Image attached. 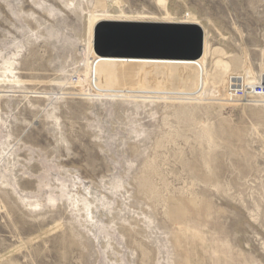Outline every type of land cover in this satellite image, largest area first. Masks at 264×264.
<instances>
[{"label":"rangeland","instance_id":"rangeland-1","mask_svg":"<svg viewBox=\"0 0 264 264\" xmlns=\"http://www.w3.org/2000/svg\"><path fill=\"white\" fill-rule=\"evenodd\" d=\"M101 21L203 54L100 58ZM260 82L264 0H0V264H264Z\"/></svg>","mask_w":264,"mask_h":264},{"label":"water","instance_id":"water-1","mask_svg":"<svg viewBox=\"0 0 264 264\" xmlns=\"http://www.w3.org/2000/svg\"><path fill=\"white\" fill-rule=\"evenodd\" d=\"M204 33L196 24L101 21L94 26L92 49L100 58L197 61Z\"/></svg>","mask_w":264,"mask_h":264},{"label":"built area","instance_id":"built-area-1","mask_svg":"<svg viewBox=\"0 0 264 264\" xmlns=\"http://www.w3.org/2000/svg\"><path fill=\"white\" fill-rule=\"evenodd\" d=\"M232 87L238 92V94L246 100L249 97L264 98V84H256L253 86V89L250 90L252 96L246 94L247 89L237 87V83L233 84Z\"/></svg>","mask_w":264,"mask_h":264},{"label":"bare ground","instance_id":"bare-ground-1","mask_svg":"<svg viewBox=\"0 0 264 264\" xmlns=\"http://www.w3.org/2000/svg\"><path fill=\"white\" fill-rule=\"evenodd\" d=\"M100 82L102 83V84H106V82H107V78L106 77H101L100 78ZM259 84H264V83H259ZM258 85V84H257ZM250 90H252V89H250ZM250 90H247V91H250Z\"/></svg>","mask_w":264,"mask_h":264}]
</instances>
